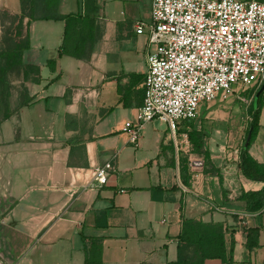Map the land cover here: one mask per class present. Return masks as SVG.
Instances as JSON below:
<instances>
[{"label": "crops", "instance_id": "0c3cea01", "mask_svg": "<svg viewBox=\"0 0 264 264\" xmlns=\"http://www.w3.org/2000/svg\"><path fill=\"white\" fill-rule=\"evenodd\" d=\"M150 2L57 0L65 26L29 23L19 95L30 101L0 117V264H166L181 238L195 246L191 264H264V197L242 196L264 183L238 167L244 87L201 105L174 136L161 119L138 146L122 131L142 101L146 34L134 29ZM0 9L16 14L18 0ZM247 154L264 165V99ZM105 163L104 184H69L68 169Z\"/></svg>", "mask_w": 264, "mask_h": 264}, {"label": "built area", "instance_id": "2783aa9c", "mask_svg": "<svg viewBox=\"0 0 264 264\" xmlns=\"http://www.w3.org/2000/svg\"><path fill=\"white\" fill-rule=\"evenodd\" d=\"M143 31L142 101L134 120L122 124L132 146L153 119L163 120L174 136L178 122L194 120L201 105L224 98L232 86L256 90L264 82L263 1L151 0L148 22L135 23L134 32ZM198 166L190 162L191 168ZM111 172L108 163L68 169L69 184L79 177L82 186L102 185Z\"/></svg>", "mask_w": 264, "mask_h": 264}, {"label": "trees", "instance_id": "16d2710c", "mask_svg": "<svg viewBox=\"0 0 264 264\" xmlns=\"http://www.w3.org/2000/svg\"><path fill=\"white\" fill-rule=\"evenodd\" d=\"M57 0H18L19 11L11 16V23L5 33L0 38V73H10L12 70L22 69L21 53L29 47L27 27L31 21L34 20H63L64 26L66 20L72 16H61L56 14ZM23 20H25L23 22ZM49 64V61L47 62ZM262 92L257 96L255 107L252 106V100L249 103L248 115L250 117L248 128L244 134V138L238 154V167L241 174L250 180L261 181L264 183V165L257 164L248 154L247 148L257 127V118L259 115L260 107L262 105ZM21 101L17 107L24 106L29 103L30 98L26 94H20ZM249 130V140L243 147V142L247 131ZM246 201L251 198L264 197V190L256 193H246L242 195ZM257 204L255 208H259ZM249 234V233H248ZM195 246L193 243L181 238L177 244V257L173 262L166 264H191L190 253L193 252Z\"/></svg>", "mask_w": 264, "mask_h": 264}, {"label": "rangeland", "instance_id": "374dc122", "mask_svg": "<svg viewBox=\"0 0 264 264\" xmlns=\"http://www.w3.org/2000/svg\"><path fill=\"white\" fill-rule=\"evenodd\" d=\"M263 1L264 0H260ZM11 14H9L5 9H0V38L3 33L7 30L11 23ZM1 62V60H0ZM1 64V63H0ZM21 77L18 70H12L10 73L1 74L0 73V117L9 110H12L15 105H17V100L21 101L19 93L21 90H25L21 85ZM256 90L245 89L240 92L244 96V99L248 101L250 96L255 94ZM27 94V93H26ZM262 99H264V93L261 94ZM253 98V97H252ZM245 100L242 107V113L248 114L249 104Z\"/></svg>", "mask_w": 264, "mask_h": 264}, {"label": "water", "instance_id": "95a60500", "mask_svg": "<svg viewBox=\"0 0 264 264\" xmlns=\"http://www.w3.org/2000/svg\"><path fill=\"white\" fill-rule=\"evenodd\" d=\"M264 90V82L260 85V87L257 89V91L255 92L253 98H252V106L255 107L256 105V99H257V96ZM249 135H250V132L249 130L247 131L246 133V136H245V139H244V142H243V147L247 144L248 140H249Z\"/></svg>", "mask_w": 264, "mask_h": 264}]
</instances>
